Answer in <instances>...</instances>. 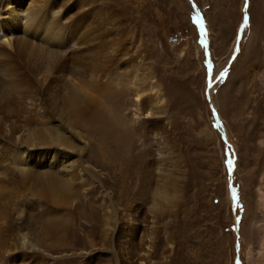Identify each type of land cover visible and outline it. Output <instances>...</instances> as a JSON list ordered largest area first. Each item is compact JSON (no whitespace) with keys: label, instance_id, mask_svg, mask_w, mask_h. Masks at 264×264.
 Wrapping results in <instances>:
<instances>
[{"label":"rangeland","instance_id":"1","mask_svg":"<svg viewBox=\"0 0 264 264\" xmlns=\"http://www.w3.org/2000/svg\"><path fill=\"white\" fill-rule=\"evenodd\" d=\"M54 1L58 16L52 0L39 1L12 28L15 38L40 45L19 43L24 53L0 66L21 83L24 102L37 96L46 105L48 78L55 91L77 78L90 83L96 62L111 88L83 124L70 117V126L51 107L30 121L22 110L11 113L16 124L0 122V169L8 174L0 187L13 203L29 209L35 199L36 178L18 177L23 147L33 153V174L66 182L65 202L55 207L68 221L47 248L61 260L53 264H262L264 0H192L205 33L188 0ZM102 5L106 17H92ZM3 8L0 16L8 17ZM83 43L100 56L78 53ZM137 88L152 98L139 108ZM33 128L45 139L31 135ZM131 224L135 241L127 235Z\"/></svg>","mask_w":264,"mask_h":264},{"label":"bare ground","instance_id":"2","mask_svg":"<svg viewBox=\"0 0 264 264\" xmlns=\"http://www.w3.org/2000/svg\"><path fill=\"white\" fill-rule=\"evenodd\" d=\"M39 1L45 2L46 0H32V3L28 2V0H0V3L3 4L4 11H6L8 13V17L3 16V14L0 16V63L10 64L12 62V60L18 59L20 57L19 51L24 53V50L19 47V43H21V42L31 43L35 47L40 45V44H36V43L30 41L28 39V37H26V36L15 38L13 36L14 33L12 31V28L14 26H15V28L17 27V25L15 24V21H18L19 19L23 18L24 17L23 15H25L27 17L29 15V13H31V11L33 10L34 6ZM56 5H58V2L52 0L50 10H51V13L58 16L60 13V10L54 9ZM89 14H91V13H89ZM92 17H99V18L104 19L106 17V6L102 5L101 7H96V9L93 8ZM32 38H34V37H32ZM37 42H39V40H37ZM95 43H97V42H95ZM84 44H86V43H83L79 47H77L76 50L78 51V53L79 52H81V53L85 52L87 54V56H89L91 54L94 57L96 55L95 53L97 51L96 50L97 47L95 48V46H92L90 44L83 46ZM78 53H76V54H78ZM72 54H75V53H72ZM100 54L101 53H99V56H100ZM97 59L99 60V58H97ZM89 77L91 78L90 83L83 81L81 78H77L79 83H75L74 81H69L71 87H69L65 91L59 90V89L55 91L52 88L53 87L52 84L54 83V82H52V84H51V80L53 79L52 77H51L52 79H50V80H49V78L45 79L46 82L44 83V85L43 84L42 85L44 87L45 93H49V94L44 93L47 97L49 96L48 100L44 96L46 101H48V103L46 102L47 104L45 105L42 101H37L38 100L36 98L37 96L36 97L32 96V98L33 97L35 98L34 100H32L30 97L31 101H29V99H28L27 101H29V102H27V101L24 102L22 99L23 98L22 97L23 96L22 91H21L22 89H20L21 83L20 82L18 84L16 83V79L12 76L9 69H6V68H3L2 66H0V122L6 123L8 121L7 123H9V125H10V123L13 122L15 119L14 118V119H12L13 121H11V117H13V116H11V113H14L16 115L17 113H19L22 110H23V112H24V110L29 111V116H28V118L26 117V119H29L28 121H30V119L34 118L36 115L38 116L40 114L41 116L42 115L44 116V114H48L47 109L49 107H51V108H54L55 110H57V112L59 111L58 112L59 114L60 113L62 114V118L64 117V122L68 121L70 124L71 121H69L67 119L71 117V120L73 121V122H71L72 124L78 123L76 121H80L81 123L82 122L84 123V120L88 117V115L93 113L91 111L96 110L97 108H98L97 110H99L101 108V105H99V98L101 97V95H103L101 93H105V94H106V92L109 93V90L111 88V82L109 81L108 78H106V69L103 67V63L96 62L91 68V73H90ZM55 78H56V76H55ZM58 80H57V82H58ZM5 86H10L11 90H9L8 92H5V89H4ZM43 87L41 89H43ZM16 88H18V91L16 90ZM119 88H117V90ZM139 88L136 89V97H137L136 101L137 102H134V105H136L137 107L140 105L139 101L142 98H143V101L147 100V99H148V101H149V99L152 101V98H150V97H148L147 99L144 98L145 96H149L148 90L146 88L145 89H143V88L139 89ZM133 89H135V88H133ZM117 90L115 89V91H117ZM120 90H121V88H120ZM120 90H118V91L120 92ZM121 92H124V91H121ZM24 98L27 99V97H25V95H24ZM40 100H42V98H40ZM8 105H11V106L9 107L10 108L9 112L6 113L4 107L8 106ZM98 105L100 108L98 107ZM141 105H143V102ZM144 105H145V103H144ZM145 108H147V107H145ZM145 108H144V110H145ZM53 114H55L56 118L59 117L58 116L59 114L58 115H56V113H53ZM50 117L55 118L52 116H50ZM47 118L49 119V116ZM9 120L11 122H9ZM50 120H48V121L51 122ZM15 121L13 123L16 124ZM24 121H25V118H24ZM59 121H61V120H59ZM218 123H219V118H218ZM75 125H78V124H75ZM11 126L13 127L12 129H16L14 127L15 126L14 124ZM70 126H71V124H70ZM2 129L5 131L4 128H2ZM34 129L35 128H33L32 130H29L30 133H32L31 135H36V132H37V134H40V136H41L42 131L40 130V133H39V128H38V130L35 129L36 131ZM40 129H43V128H40ZM10 131H11V129H10ZM52 131L54 133V130H52ZM23 132H24V130H23ZM30 133H25L24 135H26V134L29 135ZM10 134H13V131ZM37 136H39V135H37ZM44 136L45 135H43L41 137H43L45 139ZM14 137H11V138H14ZM25 137L26 136H24V138ZM31 137H33V136H31ZM34 137H36V136H34ZM39 137L35 138L34 140H37ZM20 139H19V141H20ZM22 139H23V136H22ZM28 139H29V136H28ZM44 139L41 140V138H40V141H44ZM48 141H49V139H48ZM23 144H25V142ZM31 144H33V143L29 144L30 147H31ZM25 147H28V146L25 145ZM35 148H36V146H35ZM19 154H21V158L19 161H17L18 163L16 164L17 167H20V168H18L19 174H20L18 177L22 181L29 180L33 177L36 178V180L33 178L34 183H32V184H34V185L30 187V191H32L35 199H32V200L30 199L31 204L28 206H31V207H29V209H25L24 207H27V206H22V205H21V207H18V205L16 203L12 202V196H11L12 192L10 191L8 193H5L3 191V187H0V264H8V263H6L7 259H10V261H12L13 264H22V263L28 262L32 258H34L32 261V264H49L48 262H50V261L52 262V264L56 263V261L60 262L61 261L60 259H57L56 261L53 259L54 254L48 252L47 248L54 247L57 245L58 240H60L59 234L61 233V231L63 229V225H64L63 222L65 223L68 221L67 218L64 217V215H61L60 211L56 208L57 206H61L60 203L65 202V195L67 192L64 188L66 186L65 185L66 182L63 183V181L62 182L60 181L61 184H56L54 182L50 183L48 181V178L46 177V175L41 176V175L33 174L30 170L31 163L28 162V160H27V158L31 157L33 154L30 148L24 149V147H23V150L21 152H19ZM2 170H3V168L0 169V181L1 180L5 181L4 178L6 177L5 176L6 172H4ZM160 172H161V170H160ZM6 175H8V174L6 173ZM7 180L8 179H6L5 182H8ZM167 180L169 181L168 178H167ZM0 185H2V183ZM3 185H4V183H3ZM258 191H259V206L261 209L263 206L264 192L260 188H258ZM163 194H162V196H163ZM166 194H168V193H166ZM9 200H10V202H9L10 204L7 208H5L4 202L9 201ZM29 214L31 216H29ZM135 227H136L135 224H131L130 230H129L130 234H127V235H129L130 239H132V241H135L137 239V230L135 229ZM12 236L14 237L13 239H12ZM10 240H13V242L11 243ZM140 244H141V242L139 243V246H140ZM13 246L15 247V249H18V254L16 255V257L14 255L12 257L9 256L8 250L12 249L11 247H13ZM37 251L40 252L41 257L35 256V253ZM64 256H67V255L63 254V257ZM67 257H69V255ZM261 261H262V264H264V254L262 255ZM66 262H68V261H66ZM64 263H65V261H64Z\"/></svg>","mask_w":264,"mask_h":264},{"label":"water","instance_id":"3","mask_svg":"<svg viewBox=\"0 0 264 264\" xmlns=\"http://www.w3.org/2000/svg\"><path fill=\"white\" fill-rule=\"evenodd\" d=\"M188 1L191 3L193 9L196 10V11H195V13H196L195 15H196V17L199 19V21L202 23L201 15H200L199 12L197 11V8H196L195 4L192 2V0H188ZM201 23H199L200 28H201ZM202 24H203V23H202ZM201 31H202L203 33H205V29H204V27H203V29H201ZM205 41H206V38H205ZM212 109H213L214 119L216 120L217 124L219 125V123H218V117H217V115H216V113H215V110H214V108H212ZM218 128H219V130H220V132H221V134H222V137H223L224 141H226V137H225V135H224L223 130H222L220 127H218ZM237 264H238V260H237Z\"/></svg>","mask_w":264,"mask_h":264},{"label":"snow or ice","instance_id":"4","mask_svg":"<svg viewBox=\"0 0 264 264\" xmlns=\"http://www.w3.org/2000/svg\"><path fill=\"white\" fill-rule=\"evenodd\" d=\"M197 23H201L199 20H197ZM201 29H203V24L201 23ZM229 163L231 164V161H229Z\"/></svg>","mask_w":264,"mask_h":264}]
</instances>
